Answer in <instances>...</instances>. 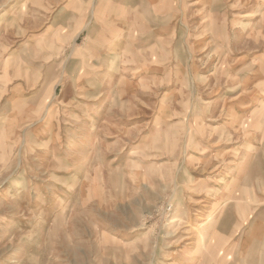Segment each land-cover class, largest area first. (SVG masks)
Wrapping results in <instances>:
<instances>
[{
    "label": "rangeland",
    "instance_id": "rangeland-1",
    "mask_svg": "<svg viewBox=\"0 0 264 264\" xmlns=\"http://www.w3.org/2000/svg\"><path fill=\"white\" fill-rule=\"evenodd\" d=\"M64 1L0 0V264H264V0Z\"/></svg>",
    "mask_w": 264,
    "mask_h": 264
},
{
    "label": "crops",
    "instance_id": "crops-1",
    "mask_svg": "<svg viewBox=\"0 0 264 264\" xmlns=\"http://www.w3.org/2000/svg\"><path fill=\"white\" fill-rule=\"evenodd\" d=\"M98 3L94 6V12L95 16L93 17V21L90 25L89 30L91 31V34L86 37V40H89V38H93V40H118L119 36V30L120 28H124V22L121 23L118 19V15L122 12H124L127 9L128 3L130 2V5L128 8L130 9V12H134V0H97ZM78 0H65L64 6H73L74 4H77ZM63 6V5H62ZM64 7V8H65ZM106 10V11H105ZM79 11H82L80 8ZM72 16V19L74 21L71 22V27H74V22L79 19L78 13H76V10L71 8L70 10ZM75 12V13H74ZM105 15V16H104ZM104 16V17H103ZM106 17L110 18L111 28H108L107 26V19ZM109 21V22H110ZM123 24V25H122ZM108 28V30H107ZM111 29V31H109ZM94 36V37H93Z\"/></svg>",
    "mask_w": 264,
    "mask_h": 264
},
{
    "label": "bare ground",
    "instance_id": "bare-ground-1",
    "mask_svg": "<svg viewBox=\"0 0 264 264\" xmlns=\"http://www.w3.org/2000/svg\"><path fill=\"white\" fill-rule=\"evenodd\" d=\"M229 161H230V160H229ZM187 234H188V233H187ZM188 238H189V237H186V236H185V237H182L180 241H182V240H186V239H188ZM188 243H189V242H188ZM126 245H127V243H126Z\"/></svg>",
    "mask_w": 264,
    "mask_h": 264
}]
</instances>
